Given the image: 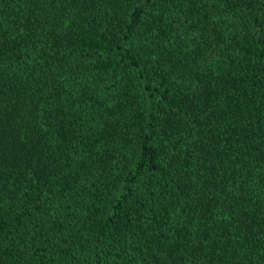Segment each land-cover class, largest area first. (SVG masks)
Instances as JSON below:
<instances>
[{
    "label": "trees",
    "instance_id": "16d2710c",
    "mask_svg": "<svg viewBox=\"0 0 264 264\" xmlns=\"http://www.w3.org/2000/svg\"><path fill=\"white\" fill-rule=\"evenodd\" d=\"M0 264H264V0H0Z\"/></svg>",
    "mask_w": 264,
    "mask_h": 264
}]
</instances>
